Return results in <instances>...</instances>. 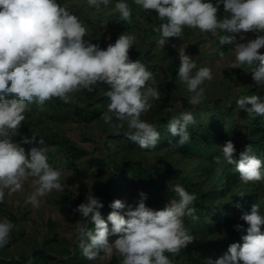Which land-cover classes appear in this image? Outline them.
<instances>
[{
  "label": "clouds",
  "instance_id": "1",
  "mask_svg": "<svg viewBox=\"0 0 264 264\" xmlns=\"http://www.w3.org/2000/svg\"><path fill=\"white\" fill-rule=\"evenodd\" d=\"M87 3L99 9L101 5L107 7L111 0H87ZM133 3L145 11H155L164 21L155 29L160 33L157 43L162 48L170 38H181L185 27L212 35L220 30L224 35L219 43L233 45L232 68L247 66L255 83L264 86V54L260 51L264 48V0H133ZM221 5L228 13L223 19L218 17ZM114 10L120 20L131 21L132 9L125 0H118ZM250 32L256 34L254 39L237 42V34L245 41L243 34ZM87 35V26L57 0H0V203L4 202L6 191L8 194L20 191L27 181L34 187L27 202L34 207H39L40 199L53 190H64L61 181L64 170L48 163L47 154L55 152V146H45L43 139H39L41 146L26 153L21 144H32L36 137L24 136L21 142L14 141L32 103L43 106L59 98L68 104L74 102L75 93L91 92L98 84L107 85L104 92L107 111L101 117L104 122L118 128L127 121L128 139L141 149L156 148L160 138L156 125L140 117L151 109L150 101L161 99V93L158 86H153V73L145 64L129 58L135 35L122 33L106 49L85 40ZM178 53V79L190 93L189 103L200 105L205 99L202 85L213 79L212 71L208 67L197 70L185 48H179ZM219 55L223 57L225 53L220 51ZM236 106L249 116H264V99L259 95L241 96ZM113 117L120 123L113 124ZM194 123L193 115L186 111L171 117L167 131L178 137L174 146L189 142L188 126ZM218 149L220 155L214 157L215 163L234 165L241 182L264 180V161L253 154L251 144L240 153L239 159L235 158L236 148L231 140ZM169 191L175 198H170L160 210L147 207L144 202L147 196L141 192L137 206L122 215L120 210L125 204L115 199L109 205L112 211L107 221L100 211L103 203L89 191L86 202L76 209L82 218L76 227L82 255L89 261L103 252L107 256L118 255L120 264H173L166 253L178 254L193 241L184 218L195 221L199 217L191 206L195 194L175 182H170ZM241 219L247 228L240 224L235 228L245 233L241 236L242 243L230 244L215 264H264L261 231L264 214L260 205H252L250 213L243 214ZM88 224L94 227L89 228ZM13 228L9 219L0 220V248L8 244ZM110 237L116 239L110 241Z\"/></svg>",
  "mask_w": 264,
  "mask_h": 264
},
{
  "label": "rangeland",
  "instance_id": "2",
  "mask_svg": "<svg viewBox=\"0 0 264 264\" xmlns=\"http://www.w3.org/2000/svg\"><path fill=\"white\" fill-rule=\"evenodd\" d=\"M57 2L66 6L87 26L89 35L84 39L98 44L102 49H106L109 43H114L122 33L135 35L136 42L129 51V58L145 64L153 73V86H158L161 93L159 101H150L152 107L141 115V120L155 124L158 129L167 117L186 111L193 115L196 124L225 130L230 132L235 144L243 142L244 124L250 116L237 108L236 100L244 95H259L264 99V86L255 83L247 66L243 69L232 68L235 62L233 45L224 52L223 57L219 55V38L224 33L217 30L212 35L185 27L181 38H170L162 48L157 43L160 33L155 31L159 27L155 16L152 12L143 13L142 8L135 5L133 0H125L132 9L130 22L120 20L119 13L114 10L118 0H111L107 7L101 5L99 9L89 6L87 0ZM221 13L225 14L222 5L218 17ZM243 35L245 41H241L240 34H237V42H246L256 37L251 32ZM179 48H185L186 54L196 62L197 70L208 67L212 71L213 79L202 85L205 99L200 105L189 103L190 93L178 79ZM260 51L264 54V48ZM148 55L152 58L149 59ZM172 63L176 65L172 66ZM106 90L107 85L98 84L91 92L82 90L75 93L72 103L65 104L59 98H54L43 106L37 103L30 105L31 111L26 113V120L22 122L18 136L64 135L86 149L87 154L76 160L71 169L63 166L67 158L61 151L47 154L50 166L64 170L61 181H64L65 186L62 192L53 190L41 198L39 207L27 202L34 191L30 181L25 182L20 191L11 194L6 191L4 202L0 203V220L9 219L14 228L8 244L0 248V264H19L14 260L31 256L36 248L55 256V264H109L115 253L107 256L101 252L92 261L82 255L76 231L77 222L82 220L76 211L78 205L86 202L89 191L102 203L107 199L106 194L111 193L113 201L120 199L124 202L125 208L120 211L122 215H126L129 208L137 206L141 200L140 193L143 192L147 196L144 201L146 206L160 210L170 198H175V194L169 191V184L176 177H186L191 182L199 183L200 190L197 194L191 192L196 196L195 201H201L199 197L205 194V203L210 207L220 206L223 218L213 232L201 230L193 234V241L172 262L215 264L227 252L229 245L245 234L235 228L238 224L247 228L241 216L250 213L254 204H259L260 211L264 214V180L245 184L241 182L234 165H218L204 156H183L171 151L170 146L157 144L152 150L141 149L126 136L129 130L127 121L123 122L122 127L114 128L101 118L107 111L108 99L104 95ZM95 108L100 113L87 122L84 114ZM211 113H216L217 119L211 120ZM119 123L113 117V124ZM32 147L34 146L24 147L26 153ZM212 147L214 151V146ZM92 157L101 158L104 165L92 164ZM259 158L261 159L260 156ZM125 162H131L132 165ZM141 170L150 178V186H146L141 180ZM229 180L230 186H225ZM233 206L239 210L232 212ZM205 213L203 212L200 220L211 224V218ZM261 231L264 232V226ZM109 239L112 241L116 237ZM120 259L119 257L116 264H120Z\"/></svg>",
  "mask_w": 264,
  "mask_h": 264
},
{
  "label": "trees",
  "instance_id": "3",
  "mask_svg": "<svg viewBox=\"0 0 264 264\" xmlns=\"http://www.w3.org/2000/svg\"><path fill=\"white\" fill-rule=\"evenodd\" d=\"M143 13L152 12L153 15L156 18V23L158 26H160L161 23L164 21H161L158 18L157 13L155 11H145L142 9ZM227 15L220 14L219 18L223 19ZM230 45H221L218 48V52L223 51L226 52L229 49ZM149 59L152 58L151 55H148ZM175 63H172V66H175ZM186 105H184L185 107ZM78 113H81L79 110ZM100 111L98 109H92L91 112L84 114V117L87 122L92 121L95 119ZM70 116V115H69ZM247 116V115H245ZM211 120L213 118L217 119L216 113H211ZM171 118L167 117L163 123L160 125V128L157 129V131L160 133V138L158 140V145H166L170 146L171 151L174 153L181 154L183 156L187 157H201L204 156L206 159L212 161L215 163L214 157L217 155H220V151L218 149V146H222L226 141L231 140L236 148L235 158L239 159V155L241 152L245 151V148L247 145L251 144L253 146V152L257 157H261L262 161H264V116H250L248 117V120L244 124V140L240 144H235V141L229 134L230 132L222 131L221 129L212 128L211 125H202L201 123H194L190 124L188 126V131L190 133V140L188 143H186L183 146H174L176 144V141L178 140V137H173L171 134L167 131L168 128V122ZM229 131V130H228ZM32 136L36 137V141L32 144H21L22 147H27L29 145L34 147H40L39 139H43L45 146H55L56 150L61 151L63 155L67 158L66 163L63 164V166L67 169L74 168L75 161L80 159L82 156L87 154V150L78 146L75 144L70 138L64 136V135H58V134H52V135H46V136H38V135H29L27 137L31 138ZM24 136H16L14 137V141L21 142L22 138ZM171 142V143H170ZM214 146V151L213 147ZM90 162L95 165L102 166L104 165V161L99 157H92L90 159ZM127 165H132L131 162H125ZM226 164V163H224ZM141 174V180L146 186H150L151 181L150 178L147 175L145 171L140 172ZM173 182L181 184L186 191H188L190 194L191 192H194L197 194V192L200 190V184L196 182L189 181L186 177H176ZM231 181H227L225 186H230ZM218 190V189H216ZM107 199L103 203L104 207L100 209L102 217L104 219L107 218L108 214L112 211V209L109 207L110 203L113 201L112 194L107 193L106 194ZM199 197V196H198ZM199 198H201V201H195L192 207L196 208V215L199 217L198 220L193 221L189 217L184 218V225L189 230L190 234L193 235L195 233H199V231H209L213 232L216 225L218 223H221L223 218L222 209H220V206H208L204 199L205 194L201 195ZM240 199V197L238 198ZM239 210L238 207L233 206L231 208L232 212H236ZM250 211V210H249ZM203 212H206V216L211 218L212 223L209 224L203 220H200L202 218ZM12 218H15L12 216ZM196 222V223H195ZM195 224V226H194ZM215 224V225H214ZM89 228H93V225L89 224ZM235 243H242L241 239L236 240ZM185 249H182L178 254H171L166 253V255L169 257L170 260H174L176 257L180 256ZM56 257L53 256L50 252H46L43 249L36 248L31 256H22L20 259H15L14 261L19 264H55L56 263ZM119 260V256L114 254L112 259L110 260L109 264H116Z\"/></svg>",
  "mask_w": 264,
  "mask_h": 264
}]
</instances>
